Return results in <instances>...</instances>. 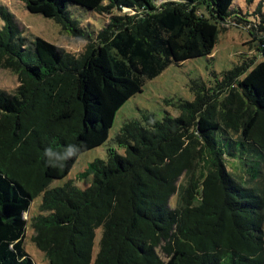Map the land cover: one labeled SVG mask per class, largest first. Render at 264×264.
Returning a JSON list of instances; mask_svg holds the SVG:
<instances>
[{"label": "trees", "instance_id": "obj_1", "mask_svg": "<svg viewBox=\"0 0 264 264\" xmlns=\"http://www.w3.org/2000/svg\"><path fill=\"white\" fill-rule=\"evenodd\" d=\"M234 1L25 0L30 13L85 42L76 54L29 40L0 9V69L18 78L11 92L0 89V264H36L24 214L38 197L31 240L49 264H264V17H238ZM71 7L100 15L103 25L82 23ZM244 23L259 37L248 43H258L252 57L212 72L210 84L191 81L193 101L167 99L176 116L125 121L114 139L124 154L109 149L106 160L51 188L108 142L118 111L146 81L211 56L232 26L251 35ZM68 145L76 154L52 166L45 150Z\"/></svg>", "mask_w": 264, "mask_h": 264}, {"label": "rangeland", "instance_id": "obj_2", "mask_svg": "<svg viewBox=\"0 0 264 264\" xmlns=\"http://www.w3.org/2000/svg\"><path fill=\"white\" fill-rule=\"evenodd\" d=\"M167 0H158V4H161ZM233 9L237 12L238 17L245 15L254 20H261L264 17V0H253L248 2L247 0H235L233 3ZM0 9L5 12L12 13L18 23V26L25 37L29 40L35 37H41L44 40L53 43L55 45L64 47L71 53H79L84 50L85 42L79 41L74 36L70 27L63 29L60 24H57L53 19L45 18L39 14L30 13L26 9L25 0H0ZM78 8L71 7L73 16L79 18L82 23L86 24L87 19L90 24L96 28H100L103 23L101 22L103 17L98 14H85L80 13ZM240 13H242L240 15ZM80 14L86 15L82 18ZM208 16V14H206ZM209 17V16H208ZM232 21H230L231 25ZM4 21L0 15V29L3 27ZM228 23L225 26L228 27ZM261 25H264L262 23ZM246 29L253 31L251 35L244 28L230 27L227 31L219 34L218 43L211 56L199 57L190 59L181 65L172 64L162 74L153 80L146 81L142 93L137 94L131 98L117 113L115 122L110 130L108 142L97 149L91 150L83 154L75 164L74 168L64 180L54 181L51 184V188L61 187L69 180H76L81 172L85 171L91 163L96 160H106L108 156V150H114L118 154H124V149L115 145L114 139L116 134L121 129L122 125L127 120L139 119L142 113H154L160 118L165 115V111L170 112L172 116H176L177 112L172 107L166 105L165 101L170 98L184 99L187 101H193L194 96L190 91L189 85L191 81L202 79L207 84L213 82L212 72L219 74L232 70L233 67L238 64L240 57L250 56L254 53L253 49L256 48L258 43H254V47L248 43L253 39H258L255 29V25L250 23H244ZM18 85L17 76L8 71L0 69V89L11 92ZM239 165V161L232 162L231 165ZM241 165V164H240ZM243 168V167H242ZM260 181V177L256 178V182ZM77 184L80 188L85 189L91 184V177L87 179H79ZM244 186H250L249 183L243 181ZM254 187H258L252 183ZM186 179L182 177L178 182V192L173 195L169 201L171 209L177 208L179 205L180 197L185 189ZM200 199H202L200 197ZM42 198H36L31 204L29 212L24 214V218L28 221L27 237L25 239V247L28 254L32 257L36 264H49L46 260L44 253H42L37 246L31 240L33 230L30 226L32 217L39 214V208ZM101 229L97 231L94 258L99 250V240L101 238Z\"/></svg>", "mask_w": 264, "mask_h": 264}, {"label": "clouds", "instance_id": "obj_3", "mask_svg": "<svg viewBox=\"0 0 264 264\" xmlns=\"http://www.w3.org/2000/svg\"><path fill=\"white\" fill-rule=\"evenodd\" d=\"M77 151L78 149L74 145H68L63 152H56L48 148L45 150L44 155L52 166H57L60 162L74 156Z\"/></svg>", "mask_w": 264, "mask_h": 264}]
</instances>
